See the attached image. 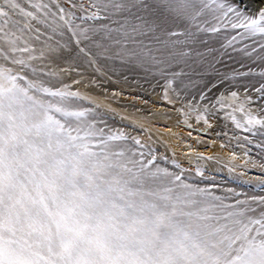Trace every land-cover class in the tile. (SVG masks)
<instances>
[{"label": "snow or ice", "instance_id": "snow-or-ice-1", "mask_svg": "<svg viewBox=\"0 0 264 264\" xmlns=\"http://www.w3.org/2000/svg\"><path fill=\"white\" fill-rule=\"evenodd\" d=\"M0 264H264V0H0Z\"/></svg>", "mask_w": 264, "mask_h": 264}]
</instances>
